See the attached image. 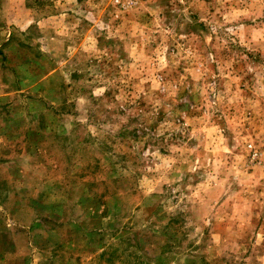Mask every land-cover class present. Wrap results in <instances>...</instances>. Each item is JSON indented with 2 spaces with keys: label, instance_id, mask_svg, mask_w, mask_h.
Segmentation results:
<instances>
[{
  "label": "rangeland",
  "instance_id": "1",
  "mask_svg": "<svg viewBox=\"0 0 264 264\" xmlns=\"http://www.w3.org/2000/svg\"><path fill=\"white\" fill-rule=\"evenodd\" d=\"M0 264H264V0H0Z\"/></svg>",
  "mask_w": 264,
  "mask_h": 264
}]
</instances>
